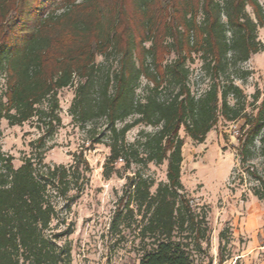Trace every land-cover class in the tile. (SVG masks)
Returning a JSON list of instances; mask_svg holds the SVG:
<instances>
[{"label":"trees","instance_id":"1","mask_svg":"<svg viewBox=\"0 0 264 264\" xmlns=\"http://www.w3.org/2000/svg\"><path fill=\"white\" fill-rule=\"evenodd\" d=\"M261 29V0H0V264L73 263L69 215L89 186L85 150L97 145L110 151L103 176L126 179L114 227L137 223L140 264L207 255L212 229L182 182L181 130L203 144L221 120L243 119L239 158L264 156V103L247 114L236 84L264 51ZM197 61L208 80L201 93L192 87ZM71 88L68 114L90 145L70 164H48L63 126L60 93ZM3 120L40 133L19 167L2 151ZM151 165L167 166L165 181L145 176ZM247 173L264 202V176Z\"/></svg>","mask_w":264,"mask_h":264},{"label":"rangeland","instance_id":"2","mask_svg":"<svg viewBox=\"0 0 264 264\" xmlns=\"http://www.w3.org/2000/svg\"><path fill=\"white\" fill-rule=\"evenodd\" d=\"M259 39L264 43V29L260 30ZM200 68L199 61L192 65V87L196 93H201L208 83L202 78ZM243 69L250 71L251 75L245 81L236 80V84L247 96V114L256 116L264 103V51L245 63ZM74 92L71 88L60 93L63 126L48 142L45 155L48 164H70L73 153L90 145L86 134L68 114ZM258 94L257 101L254 96ZM2 122V151L12 156L13 164L19 167L24 158L32 154L29 143L38 139L40 133L33 122L14 127L5 120ZM243 124V119L232 123L221 120L203 144L193 142L181 130L185 145L182 182L193 201L206 208L212 229L211 247L207 255L195 258L196 264H264V202L253 195L251 189L256 182L247 173L250 169L264 176V156L256 153L247 163L239 158V138L234 131H241ZM138 130L131 131L129 141L135 139ZM109 152L104 145L85 150L92 170L88 174V188L75 201L69 215L75 225L70 237L72 264H140L142 245L137 223L133 221L130 226L120 224L118 228L114 227L126 179H106L103 176ZM166 167L151 165L144 174L158 182L165 181ZM223 231L226 238L220 242ZM221 255L225 258L224 263H221Z\"/></svg>","mask_w":264,"mask_h":264},{"label":"built area","instance_id":"3","mask_svg":"<svg viewBox=\"0 0 264 264\" xmlns=\"http://www.w3.org/2000/svg\"><path fill=\"white\" fill-rule=\"evenodd\" d=\"M234 134H235L236 137L239 138V136H240V131H239V130H235V131H234Z\"/></svg>","mask_w":264,"mask_h":264}]
</instances>
